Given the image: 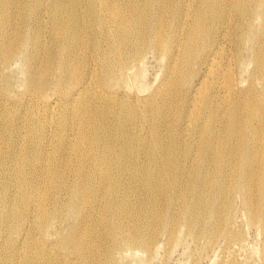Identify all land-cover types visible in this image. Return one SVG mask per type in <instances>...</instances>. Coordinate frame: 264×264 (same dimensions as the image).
<instances>
[{"label": "bare ground", "instance_id": "6f19581e", "mask_svg": "<svg viewBox=\"0 0 264 264\" xmlns=\"http://www.w3.org/2000/svg\"><path fill=\"white\" fill-rule=\"evenodd\" d=\"M237 199L264 264V0H0V264L227 245Z\"/></svg>", "mask_w": 264, "mask_h": 264}, {"label": "rangeland", "instance_id": "374dc122", "mask_svg": "<svg viewBox=\"0 0 264 264\" xmlns=\"http://www.w3.org/2000/svg\"><path fill=\"white\" fill-rule=\"evenodd\" d=\"M148 61V64H146L147 82L153 84L155 83L156 75L159 73V66L154 59H149ZM17 66L19 67V65ZM17 66L14 71V83L16 85L15 89L18 91L20 90L18 85L21 74ZM14 113L17 115L20 112L16 111ZM209 184L210 181L201 186L204 189H209ZM184 187L185 184L183 182L178 185L173 184L172 186L170 196L172 197L173 213H176L178 210V194L181 193ZM141 193V191H138V195L135 197L137 203L144 201L145 197L142 196ZM162 203L163 200L161 199L159 205ZM235 203L237 204H235L233 211L234 224L231 230L228 231L232 240L231 243L225 245L223 241H219L217 244L211 246L208 240L203 239L197 246V243L192 240L191 236H184L185 238H183L182 243L176 245L173 239L178 235L176 234L177 231L173 233L168 227L171 236L167 237L166 234L160 236V239L158 238V244L161 246L152 255L137 253L135 259H131L130 257L126 258L121 261V264H262L260 256L257 253V250L260 251L261 249V236H259L255 226L246 225L247 216L245 208L240 205V201L237 199ZM157 211H159V209H157ZM221 221L222 219L219 220V222ZM179 230L181 233L185 234L186 226L181 223ZM238 234L241 236L240 238H242L241 241L238 239ZM96 242L101 243V240L97 238ZM205 244L208 246L205 251H202L201 246Z\"/></svg>", "mask_w": 264, "mask_h": 264}]
</instances>
